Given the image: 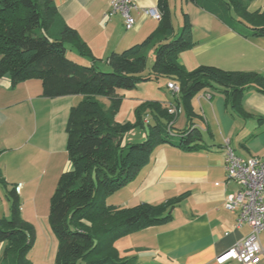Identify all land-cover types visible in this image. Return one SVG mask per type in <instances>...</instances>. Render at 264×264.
Segmentation results:
<instances>
[{"label":"trees","instance_id":"1","mask_svg":"<svg viewBox=\"0 0 264 264\" xmlns=\"http://www.w3.org/2000/svg\"><path fill=\"white\" fill-rule=\"evenodd\" d=\"M213 15L243 38L264 37V11L249 13L252 0H188ZM160 19L152 34L138 44L112 53L99 68L79 35L56 11L53 0H0V78L11 85L39 80L46 98L79 96L66 123V154L69 169L62 173L50 198L48 223L57 240L53 264H134L121 258L115 243L121 238L171 220L172 210L184 195L158 205L132 208L106 205L104 200L125 187L150 164L157 147L170 146L184 152L205 149L193 121L192 99L214 89L225 106L244 118L246 91L264 94V77L256 72H229L200 66L186 70L178 61L195 43L187 15L174 32L168 0H157ZM67 47L91 64L67 58ZM153 64L146 75L148 54ZM178 86V104L184 111V128L173 132L175 114L159 102H144L133 111V122L118 123L121 106L118 90L129 91L158 79ZM176 96V97H177ZM107 100L106 105L102 101ZM145 138L124 142L133 131ZM10 217L0 218V264H30L34 228L20 214L14 188L8 191Z\"/></svg>","mask_w":264,"mask_h":264},{"label":"crops","instance_id":"2","mask_svg":"<svg viewBox=\"0 0 264 264\" xmlns=\"http://www.w3.org/2000/svg\"><path fill=\"white\" fill-rule=\"evenodd\" d=\"M53 3L65 24L79 35L105 68L112 53L142 42L157 27L158 20L143 14V10L157 9V0L138 1V10L131 12L135 25L129 31L124 29L119 14L105 17L110 0H53ZM178 3L181 21L176 14ZM172 4L176 17V25L172 23L174 32L180 31L186 14L195 43L191 50L178 57L186 70L208 66L229 72H256L264 77V37L243 38L188 0H168L171 22ZM247 11L263 12L264 0H252ZM75 56L74 60L81 65L91 64L89 59ZM167 92L169 98L161 100L147 96L134 100L135 106L128 107V114L132 116L128 121L133 122V111L141 103L159 102L167 110L175 109V121L181 116L185 124L178 96L168 89ZM42 93L39 80L12 86L9 77L0 78V218L10 217L11 202L7 193L21 185L17 195L21 217L33 226L34 240L41 230L45 242L42 261L53 264L57 240L48 223L49 210L43 215L38 208L42 204L49 207L59 177L69 169L65 128L70 108L80 97L46 98ZM221 103L225 106L224 97L214 89L197 94L191 101L195 121L204 122V115L209 112L215 119L218 139L210 134L212 146L203 140L200 132L205 149L184 152L170 146L157 147L150 164L129 184L109 196L106 205L132 208L141 204L158 205L184 195L172 210L170 221L118 240L114 245L121 258H132L134 264H218L217 257L248 234L246 226L235 228V215L224 207L227 195L237 190L235 184L225 179V143L241 159H264V94L246 91L242 107L250 117L239 115L243 119L240 127L231 117L226 131L222 130V121L215 118V109ZM207 132L210 133L209 127ZM131 134L132 141L145 138L141 131ZM220 140H225L224 147L223 142L219 144ZM259 245L263 252L256 264H264V230L259 235ZM3 248L4 243H0V256Z\"/></svg>","mask_w":264,"mask_h":264},{"label":"built area","instance_id":"3","mask_svg":"<svg viewBox=\"0 0 264 264\" xmlns=\"http://www.w3.org/2000/svg\"><path fill=\"white\" fill-rule=\"evenodd\" d=\"M139 0H110L106 18L119 14L123 20L124 29L132 30L135 23L131 16L132 11L138 10ZM143 14L155 20L160 19L156 8L143 10ZM167 89L177 95L179 88L173 83L167 84ZM169 114H175L173 108L168 109ZM224 172L227 183L237 186L234 193L225 198V209L235 215V228L242 226L248 228V234L240 243L217 257L218 264L238 261L241 264H256L262 254L259 245V235L264 230V159H241L236 156L225 143ZM217 185V184H216ZM21 185L14 188L19 194Z\"/></svg>","mask_w":264,"mask_h":264},{"label":"rangeland","instance_id":"4","mask_svg":"<svg viewBox=\"0 0 264 264\" xmlns=\"http://www.w3.org/2000/svg\"><path fill=\"white\" fill-rule=\"evenodd\" d=\"M173 4H172V23L174 25H176V17H174V9H173ZM177 17L178 19H180L181 21V13H180V5L179 3L177 4ZM175 31H177V27L175 28ZM67 58L71 61H74L78 64L81 65V63L77 62L75 55H77V53L70 47H67ZM72 52V53H71ZM85 60H88L87 58H84ZM82 61H84L82 59ZM153 64V55L152 54H148V59H147V64H146V70L144 71V75H146L148 73V71L150 70L151 65ZM99 68L104 71L107 72L108 68H105L102 65H99ZM175 85V84H174ZM167 83L164 79H159V81H153V82H148V83H141L138 86H136L135 89L133 90H129V91H124V90H118L117 91V95L119 96V98H121V106L120 109L116 115V121L118 123H123V121L126 119V122H130L128 120H130L132 118V116L130 114H128V107L130 106V108L132 109V107L135 106V102L138 100V98H141L142 96H147V98L151 99V98H159L160 100L161 98H169V94L167 92ZM139 89V90H138ZM140 89L144 90V94L140 93ZM179 94V93H178ZM177 94V95H178ZM175 95V94H173ZM175 95V96H177ZM134 100H136L135 102H133ZM104 104H108L109 102L107 100H103L102 101ZM231 117L233 119V121H235L238 125V127L242 126L243 124V119L239 117L238 114L234 113L229 106H223L222 103L221 105L218 106V109H215V118H217V120H221L222 123V130H227V126L228 123L231 121ZM214 117L212 116V114L209 112V114H205L204 115V119H205V123L203 122V120L201 121H193V124H196L200 129V132L202 134L203 140L208 144L211 145L212 140L211 138V133L212 135H215V138L217 136V125L215 124V119H213ZM181 116L179 117V119L175 122V127L172 130L173 132H177L178 130L184 128V122L180 120ZM196 122V123H195ZM207 127H209L210 129V133L207 132ZM137 131V130H136ZM132 133V132H131ZM128 134L125 138H124V142H138L140 141V139H133L134 141H132L131 136L132 134ZM134 136V135H133ZM209 137V138H208ZM232 138V137H231ZM218 139V138H216ZM223 145L224 147V141L220 140V143ZM214 144V143H213ZM226 145V144H225ZM234 145V142L232 141L231 146ZM256 145V144H254ZM212 146V145H211ZM232 148V147H229ZM236 154V153H235ZM237 155V154H236ZM239 156V155H237ZM114 197V196H113ZM110 197L106 198L104 200V203H106V201H108ZM32 208L29 207V211H31ZM39 211L43 212V215H45V212H48L49 207L47 204H42L39 208ZM43 243L44 242V238H43V233L41 232V230H39L38 232V237L36 238V240H34V247L33 249L30 251L29 255H28V259L30 261V264H42L43 263V251H42V247H43ZM43 264H48V263H43Z\"/></svg>","mask_w":264,"mask_h":264}]
</instances>
